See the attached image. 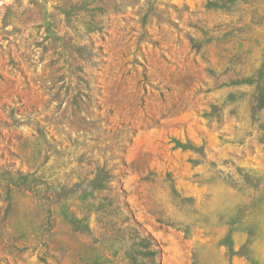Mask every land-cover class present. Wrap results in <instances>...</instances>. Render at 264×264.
<instances>
[{
	"label": "rangeland",
	"instance_id": "rangeland-1",
	"mask_svg": "<svg viewBox=\"0 0 264 264\" xmlns=\"http://www.w3.org/2000/svg\"><path fill=\"white\" fill-rule=\"evenodd\" d=\"M0 264H264V0H0Z\"/></svg>",
	"mask_w": 264,
	"mask_h": 264
}]
</instances>
